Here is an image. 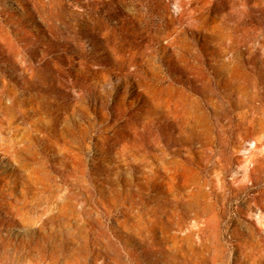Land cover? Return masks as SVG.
<instances>
[{"label":"rangeland","instance_id":"1","mask_svg":"<svg viewBox=\"0 0 264 264\" xmlns=\"http://www.w3.org/2000/svg\"><path fill=\"white\" fill-rule=\"evenodd\" d=\"M0 264H264V0H0Z\"/></svg>","mask_w":264,"mask_h":264},{"label":"bare ground","instance_id":"2","mask_svg":"<svg viewBox=\"0 0 264 264\" xmlns=\"http://www.w3.org/2000/svg\"><path fill=\"white\" fill-rule=\"evenodd\" d=\"M17 223H18L19 229L25 230V228H24V226L22 224L23 223V220H20V221L17 220Z\"/></svg>","mask_w":264,"mask_h":264}]
</instances>
